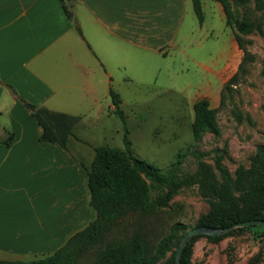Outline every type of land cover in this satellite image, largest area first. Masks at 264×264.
Returning a JSON list of instances; mask_svg holds the SVG:
<instances>
[{
  "label": "crops",
  "instance_id": "obj_1",
  "mask_svg": "<svg viewBox=\"0 0 264 264\" xmlns=\"http://www.w3.org/2000/svg\"><path fill=\"white\" fill-rule=\"evenodd\" d=\"M63 4L71 18L60 0H0L1 260L48 254L94 217L83 161L67 144L40 141L41 127L20 99L78 116L77 124L98 120L113 107L108 91L120 75L164 57L188 5L192 11L190 0ZM67 141L81 151L82 142Z\"/></svg>",
  "mask_w": 264,
  "mask_h": 264
},
{
  "label": "rangeland",
  "instance_id": "obj_2",
  "mask_svg": "<svg viewBox=\"0 0 264 264\" xmlns=\"http://www.w3.org/2000/svg\"><path fill=\"white\" fill-rule=\"evenodd\" d=\"M218 4L201 0L200 22L188 5L176 45L164 57L150 56L143 67L138 65L115 81L112 90L119 95L123 121L105 106L103 117L95 121L90 117L73 126L74 138L82 142V149L71 141L66 144L83 166H89L93 146L124 149V134L133 156L174 178L192 175L202 163L220 179L213 163L218 155L232 178L238 167L249 166L256 147L264 144V0H231L234 18L260 28L237 32L238 41L224 23ZM228 57L227 66L221 68ZM233 74V82L225 88ZM210 86L213 88L207 89ZM199 98H205L214 109L218 136L205 130L198 139L193 138L192 104ZM177 151L183 156L180 165L172 169L170 163ZM149 196L150 201L164 204L128 216L112 228L109 236L140 231L158 239L170 224L179 222L184 229L156 263L172 264L183 234L207 213L208 203L199 194L197 183L186 184L173 193L165 186L151 187ZM90 261L88 255L81 264ZM187 264H264V226L236 227L216 239L197 236L189 245Z\"/></svg>",
  "mask_w": 264,
  "mask_h": 264
},
{
  "label": "trees",
  "instance_id": "obj_3",
  "mask_svg": "<svg viewBox=\"0 0 264 264\" xmlns=\"http://www.w3.org/2000/svg\"><path fill=\"white\" fill-rule=\"evenodd\" d=\"M60 1L66 16L71 18V12L63 4V0ZM190 1L192 11L200 22L201 0ZM213 1L221 6L224 23L232 29L236 41H238L237 32L247 33L255 27L260 30L259 25L253 26L247 20L232 16L231 0ZM262 66V74H264V59ZM234 78L235 74L231 75L224 87L229 88ZM108 95L113 105L111 110L123 121L124 115L119 109V96L111 89ZM20 100L41 127L38 136L40 141L57 143L65 147L68 137L70 135L74 137L72 129L78 122V116L35 107L23 99ZM192 111L190 129L194 139H198L205 130L214 136L219 135L214 109L209 107L205 98L195 100ZM11 138L10 132L3 143L7 145ZM123 143L124 149L108 145L92 147V159L89 166H84V170L89 191V205L94 211V217L86 226L48 254L25 261L0 260V264H81V259L88 255L91 256L90 264H156L172 248L178 232L184 229L183 224L173 222L167 232L158 239L149 238L140 231L129 234L123 231L120 236H109L112 228L128 216L144 213L150 206L164 204V202L150 201L151 187L165 186L169 193H173L186 184L197 183L199 194L208 203V210L196 221L194 227L220 228L238 221L264 220V144L256 147L247 168L238 167L235 170L233 178L221 165V155L216 156L213 163L219 172L220 179H217L214 172L202 163H199L196 172L192 175L183 178L167 176L157 167L133 156L128 149L129 140L125 134ZM182 156V151L176 152L174 161L170 163L172 169L180 165ZM200 235L202 234L193 235L188 240L181 252L180 264L188 263L189 245ZM206 236L210 239L219 237V235Z\"/></svg>",
  "mask_w": 264,
  "mask_h": 264
},
{
  "label": "water",
  "instance_id": "obj_4",
  "mask_svg": "<svg viewBox=\"0 0 264 264\" xmlns=\"http://www.w3.org/2000/svg\"><path fill=\"white\" fill-rule=\"evenodd\" d=\"M247 225L264 226V220L263 219H251V220H245V221H238V222L230 224L229 226L220 227V228H215V227H210V226H196V227H192L188 229L182 236L180 243L175 250L174 264H180L179 259H180L181 252L184 246L186 245V243L188 242V240L193 235L202 234V235H208V236H216V235L224 234L233 228L243 227Z\"/></svg>",
  "mask_w": 264,
  "mask_h": 264
}]
</instances>
